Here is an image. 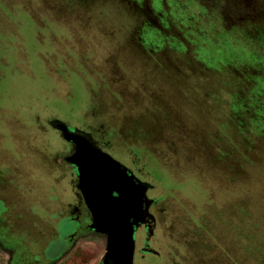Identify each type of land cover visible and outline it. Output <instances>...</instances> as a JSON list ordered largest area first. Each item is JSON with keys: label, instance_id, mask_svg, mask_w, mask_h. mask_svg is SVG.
Here are the masks:
<instances>
[{"label": "rangeland", "instance_id": "1", "mask_svg": "<svg viewBox=\"0 0 264 264\" xmlns=\"http://www.w3.org/2000/svg\"><path fill=\"white\" fill-rule=\"evenodd\" d=\"M49 120L137 159L161 264H264V0H0V264L22 188L48 217L18 203L17 237L73 239L44 264H101L106 234L52 214L74 168Z\"/></svg>", "mask_w": 264, "mask_h": 264}, {"label": "water", "instance_id": "2", "mask_svg": "<svg viewBox=\"0 0 264 264\" xmlns=\"http://www.w3.org/2000/svg\"><path fill=\"white\" fill-rule=\"evenodd\" d=\"M53 126L76 147L77 153L71 161L79 165V186L93 214L91 228L107 235L112 264H134V224L145 217L153 201L146 200L143 210L140 190L118 160L101 152L84 134L70 131L62 121H56Z\"/></svg>", "mask_w": 264, "mask_h": 264}, {"label": "flooded vegetation", "instance_id": "3", "mask_svg": "<svg viewBox=\"0 0 264 264\" xmlns=\"http://www.w3.org/2000/svg\"><path fill=\"white\" fill-rule=\"evenodd\" d=\"M49 123L52 127H54L53 124L55 123V121L49 120ZM70 143L73 144V142L71 141ZM98 149L101 152L106 151L102 147ZM76 153H77V150H76L75 145L73 144L72 152L69 155H66L67 157H64L65 161L69 163L71 166H73L74 168L71 171L72 179H70L71 193L67 198H65V201H63V199L61 200L57 198L58 200L55 202L60 201L62 202L63 205L59 209L52 210V214L57 215L56 219H58L59 215L64 214V211H65L67 214L72 215L71 218L73 222H71V226L74 227L75 224H77L79 221H82L81 224H82L83 230L86 229L87 231L89 230L96 231L95 228H91V224L93 222V214L86 202L83 191L81 187L79 186L80 184L79 165L71 161L74 159V155ZM111 156L120 162L121 167L125 169L127 176L132 177L133 182L135 183V185H137L138 190H140L141 196L143 197L142 209L145 210L146 208L145 201L153 199V197H151L150 191L154 189V185L150 181L144 179L141 176V171L143 167L138 165L136 158L135 159L125 158V160L122 161L119 158L115 157V155L113 154H111ZM21 181H22V176H21ZM31 192L33 193V190L22 188L20 191L21 197H19L18 195H15L14 199L12 200L13 209L10 206V208L8 207V209L6 208V210H3V211L8 212V217L10 216V219H9L10 222L8 221L5 224H2L3 226L2 228L3 230L9 229L7 230V231H10V238L8 237V240L13 241V242L17 241L22 251V253L21 251L19 252V255L17 256L14 255L15 259L13 261V264H44L43 263L44 260H47L48 254H50V251L48 248L52 247L53 241H55L57 237H58V241L61 240L59 238L60 232L58 234L56 227H54L53 225L55 222L50 223V226L52 230L54 231H51V230L48 231L46 229L43 230L42 232L39 231L40 238H33V236L35 235L33 230L29 231L27 229H23L21 236L19 238L17 237L18 236L17 234L19 233V229L16 228V225L14 224L12 214H15V209L19 207L18 203L20 204L21 202H23L24 204L30 203L31 209H33L34 205H39L40 207H43L42 209L44 210L45 214L37 215L36 212L33 210L35 215L39 217L38 219H36L39 223H41L42 220L46 221V218L48 217V207L42 204L39 199L34 198ZM113 195L118 196L117 192L115 191H113ZM1 213L3 214V212ZM1 220H3V217L1 218ZM36 220H34L33 224L38 223ZM69 220L67 221L70 222ZM157 227H158L157 212L153 211L152 206H150L149 209H147L145 217L142 220H140L137 224H134V228H133V238H134L133 262L134 264H140L141 262L147 260L148 255H152L153 257H156V259H158L157 256H161V253L153 247L152 241H151V239L155 236ZM142 232H144V238L142 237L143 238L142 241H139L140 236L143 235ZM70 239L71 237L68 238V240ZM68 240H61V241H68ZM70 241H73V239H71ZM35 242H38L39 246H37ZM155 261H158V264H161V261L159 259ZM149 263L153 264L151 262ZM101 264H112V258H111V255L107 251V247L103 255ZM154 264H157V263H154Z\"/></svg>", "mask_w": 264, "mask_h": 264}, {"label": "snow or ice", "instance_id": "4", "mask_svg": "<svg viewBox=\"0 0 264 264\" xmlns=\"http://www.w3.org/2000/svg\"><path fill=\"white\" fill-rule=\"evenodd\" d=\"M116 191H119L118 189Z\"/></svg>", "mask_w": 264, "mask_h": 264}]
</instances>
